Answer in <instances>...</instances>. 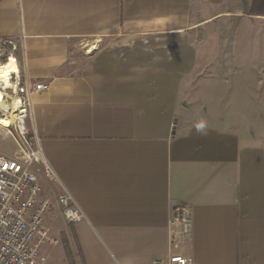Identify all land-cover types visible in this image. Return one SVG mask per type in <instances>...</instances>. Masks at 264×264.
I'll use <instances>...</instances> for the list:
<instances>
[{"label": "crops", "instance_id": "1", "mask_svg": "<svg viewBox=\"0 0 264 264\" xmlns=\"http://www.w3.org/2000/svg\"><path fill=\"white\" fill-rule=\"evenodd\" d=\"M227 18L264 23V0H0L12 77L49 86L30 119L57 175L45 194L86 217L55 233L61 211L46 216L44 264H264L262 110L201 67ZM178 205L193 228L174 240Z\"/></svg>", "mask_w": 264, "mask_h": 264}, {"label": "built area", "instance_id": "2", "mask_svg": "<svg viewBox=\"0 0 264 264\" xmlns=\"http://www.w3.org/2000/svg\"><path fill=\"white\" fill-rule=\"evenodd\" d=\"M14 79L19 103L14 112L15 120L11 126H0L4 128V136L14 140L19 154L15 158L0 154V264H44L42 247L60 243L47 227L46 216L59 209L68 225L78 224L86 217L70 191L62 188V192L51 199L46 196L41 182V177L55 181L57 175L28 122L32 97L49 90V86L28 80L23 82L17 76ZM1 115L12 117L9 111ZM170 224L177 227L171 234L174 240L188 236L193 228L190 209L185 205L176 206ZM152 264H191V260L173 255Z\"/></svg>", "mask_w": 264, "mask_h": 264}, {"label": "rangeland", "instance_id": "3", "mask_svg": "<svg viewBox=\"0 0 264 264\" xmlns=\"http://www.w3.org/2000/svg\"><path fill=\"white\" fill-rule=\"evenodd\" d=\"M215 28L216 30L211 36H213V40H216V47L207 50H209L210 56L214 55L216 64L212 65L209 62L204 64L202 62L201 67L205 68V71H215L216 88L233 87L243 89V93L247 98V105L249 107L253 106L254 110L258 108V118L261 113H259V110H262V120L264 121V23L250 24L242 22L240 18H227L221 20ZM207 35V31H201L199 38L206 39ZM80 52L84 51L81 49ZM8 58L6 53L1 54L0 51V64L15 61L11 57ZM212 66L215 68L214 70L211 69ZM14 80L13 77L11 80L12 87L4 92L5 100L0 105V116L7 111L12 114V117L9 118L0 117L7 120L9 123L7 126L15 120L14 115L16 113L14 112H17L19 106L17 102L18 90H16ZM244 96L243 98L246 99ZM216 100V108H222L218 104L224 100V97H216ZM222 104L223 102L220 103V105ZM257 112L253 114H257ZM28 127L30 131L33 130L31 120L28 122ZM3 130L4 128L0 126V132H3ZM262 130L264 131V128ZM1 136L3 137L0 133V154L9 158L17 157L19 152L14 140L1 138ZM53 193L47 190V196ZM50 220L49 225L55 233H61L65 227V221L61 215L58 217L55 214ZM54 258H59L57 251H54L50 259L47 258V261Z\"/></svg>", "mask_w": 264, "mask_h": 264}, {"label": "bare ground", "instance_id": "4", "mask_svg": "<svg viewBox=\"0 0 264 264\" xmlns=\"http://www.w3.org/2000/svg\"><path fill=\"white\" fill-rule=\"evenodd\" d=\"M14 71L15 70H14L12 63L8 62L6 64H0V105L5 100V93L4 92L12 87L11 80H12V74L14 73ZM0 124L7 126L9 123L7 122L6 119L0 118ZM11 125H9V126H11Z\"/></svg>", "mask_w": 264, "mask_h": 264}, {"label": "trees", "instance_id": "5", "mask_svg": "<svg viewBox=\"0 0 264 264\" xmlns=\"http://www.w3.org/2000/svg\"><path fill=\"white\" fill-rule=\"evenodd\" d=\"M65 249H66V251H67V254H68V257H69V259L72 257V253H71V251H70V249H69V245H68V243H65Z\"/></svg>", "mask_w": 264, "mask_h": 264}]
</instances>
